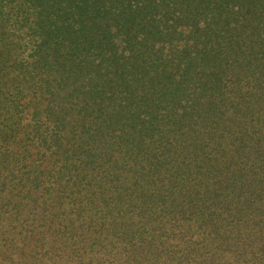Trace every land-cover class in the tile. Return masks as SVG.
<instances>
[{"label":"rangeland","instance_id":"374dc122","mask_svg":"<svg viewBox=\"0 0 264 264\" xmlns=\"http://www.w3.org/2000/svg\"><path fill=\"white\" fill-rule=\"evenodd\" d=\"M0 0V264H264V0Z\"/></svg>","mask_w":264,"mask_h":264},{"label":"trees","instance_id":"16d2710c","mask_svg":"<svg viewBox=\"0 0 264 264\" xmlns=\"http://www.w3.org/2000/svg\"><path fill=\"white\" fill-rule=\"evenodd\" d=\"M84 1L83 0H77V3H83ZM1 88V86H0Z\"/></svg>","mask_w":264,"mask_h":264}]
</instances>
